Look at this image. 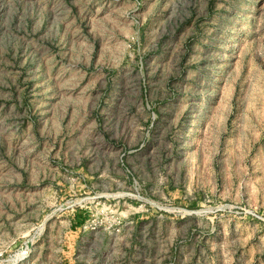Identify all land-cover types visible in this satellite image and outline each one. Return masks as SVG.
Returning a JSON list of instances; mask_svg holds the SVG:
<instances>
[{"label":"rangeland","instance_id":"1","mask_svg":"<svg viewBox=\"0 0 264 264\" xmlns=\"http://www.w3.org/2000/svg\"><path fill=\"white\" fill-rule=\"evenodd\" d=\"M0 264H264V0H0Z\"/></svg>","mask_w":264,"mask_h":264}]
</instances>
